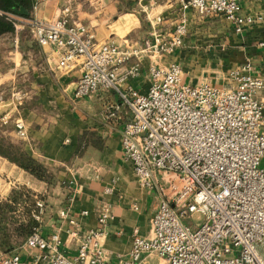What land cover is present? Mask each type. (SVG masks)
Masks as SVG:
<instances>
[{"label": "built area", "instance_id": "1", "mask_svg": "<svg viewBox=\"0 0 264 264\" xmlns=\"http://www.w3.org/2000/svg\"><path fill=\"white\" fill-rule=\"evenodd\" d=\"M42 1L35 0L28 16L9 18L18 32L29 25L41 47H54L61 73L81 71L76 98L94 96L101 89L121 98L131 112L122 131L124 156L140 185L162 196L150 234L142 236L134 229L132 249L121 264H140L146 256H157L165 264H264V100L257 97L264 79L254 76L251 61H246L231 71L230 87L186 83L182 66L165 61L184 46L189 9L204 17L224 16L236 33L263 17L244 16V0H181L182 12L173 29L160 28L162 18L157 16L142 42L122 45L97 41L75 18L70 4L55 18L36 15ZM145 58L150 60L151 84L142 93L129 82L142 74ZM13 96L22 103L27 92ZM118 113L108 116L117 123L122 117ZM10 119L8 114L0 117L2 123ZM14 130L23 140L29 136L22 118L15 120ZM35 205L33 216L40 221L45 202L36 198ZM194 214L203 215L204 222L185 223ZM61 215L67 216V211ZM113 218L105 205L96 229L71 230L70 235L79 238L72 257L61 249L58 234L45 237L40 226L23 247L40 250L42 264H105L104 240ZM76 223L70 219V224ZM20 262L19 253L0 256V264Z\"/></svg>", "mask_w": 264, "mask_h": 264}, {"label": "crops", "instance_id": "2", "mask_svg": "<svg viewBox=\"0 0 264 264\" xmlns=\"http://www.w3.org/2000/svg\"><path fill=\"white\" fill-rule=\"evenodd\" d=\"M142 1L137 0L134 9L126 11L124 6L121 7L122 1L108 0V3L118 4L117 9L125 12L118 15L116 11L109 16L102 14L97 17V12L88 11L83 4L86 1L43 0L36 15L55 18L61 14L64 6L70 4L75 18L95 33L97 41L134 44L140 42L132 39L133 33L136 29H143L138 11L145 9L138 7L144 6ZM149 5L150 9L145 6L149 9V19L160 16V28L165 31L174 28L182 12L181 0H150ZM242 6L244 16L261 15L263 19L247 24L242 33L234 32L233 26L225 19L238 37L241 64L251 61L252 74L264 79V0H244ZM186 15L188 35L191 31L203 29L200 27L211 25L214 17L222 16L214 15L209 19L195 9H189ZM185 46L186 39L184 46L176 53L166 56L165 61H176L181 65ZM39 48L41 52L38 58V54L31 51L26 54L17 48L13 50L14 61L10 69L16 75L17 70L27 66V70H32L33 78L29 79L27 76L25 79L29 80L30 89H25L27 96L22 103L11 102L9 112L8 109L1 110L0 117L3 111L11 116V134L17 139L21 138L14 130V122L18 118L25 120L29 133L28 138L23 140L25 149L55 171L56 182L46 184L15 164H10L24 177V181L18 184L35 185L41 189H35L37 192L33 196L35 201L36 198L43 197L45 202L39 221L41 234L45 237L58 234L62 240L61 249L70 257L76 254L79 241L78 237L70 235V231L77 229L80 233H86L96 229L98 217L104 206L109 205L114 218L108 223V235L104 240L107 252L105 264H121V260L128 258L132 249L134 229L138 228L142 236L150 234L152 218L162 199L157 189L140 185L131 161L124 156L122 131L131 112L113 90L101 89L94 96L76 98V84L81 71L76 69L68 74L61 73L54 47L39 45ZM149 61V58L143 59L142 74L129 82L142 93L148 87ZM186 79L184 77V81ZM188 81L197 84L190 79ZM257 97L264 100V89ZM116 111L122 116L117 123L108 116L110 112ZM86 130L97 132L103 139L102 147L90 145L79 155V137ZM108 188H112V192H108ZM10 189L11 187L0 190V197L8 195ZM64 210L67 211V216L61 215ZM85 210L89 212L87 215L82 213ZM71 218L77 225L70 224ZM18 253L21 256L20 264H42L38 249L23 247ZM140 264L165 262L157 256H146Z\"/></svg>", "mask_w": 264, "mask_h": 264}, {"label": "rangeland", "instance_id": "3", "mask_svg": "<svg viewBox=\"0 0 264 264\" xmlns=\"http://www.w3.org/2000/svg\"><path fill=\"white\" fill-rule=\"evenodd\" d=\"M61 1L64 2L65 0ZM78 1H86L83 4L87 7L88 11L97 12V17L102 14L109 16L116 11L118 15L125 12L122 9H117L118 4L108 3V0H77V2ZM118 1L123 2V0ZM149 1L150 0H143L141 3L144 5L143 7L138 5L141 9L145 8L144 10H138L139 8L137 9L139 11L140 19L142 20L143 29H136L132 35V39H134V41L142 42L143 39L147 37V32L152 29V23L156 20L155 17H152V19L148 18L150 9ZM101 2L104 4L101 5ZM122 2L121 7L124 6ZM145 6H148L149 9ZM227 24L228 21L225 17L217 16L213 18V23L211 25L200 27L203 29L198 31H191V33L186 37V46L182 52L184 54L180 60L185 78L188 80L190 79L195 83L206 81L213 86H231V71L241 65L242 58L238 53V37L233 32L232 28H229ZM24 28L28 29L31 33L29 25L25 24ZM24 28H22V30ZM13 50L11 49V45L8 43V40H6V37H1L0 111L8 109L9 112L11 102H13V104L18 103V99H16L13 94L19 90L25 91L24 88H19V83H24L27 76H29L32 72L31 69L27 70V66H23L22 69L16 71L15 75V73L10 69L11 66H13L11 65L12 61H14ZM40 52L41 51L36 52V55L38 54L36 58L39 57ZM25 73H27V75ZM187 79L185 82L189 83ZM150 84L149 80L148 87L144 93L148 91ZM4 114L5 112L3 111L2 115ZM8 124H10V121ZM261 166L264 168V158L262 159ZM17 178L20 180L16 181ZM20 181H24V177L20 175V171L15 166H12L10 162L0 157V190L8 187L13 188L15 186L25 187L31 194H35L37 192L35 189L41 190L35 185H26L22 183L18 184ZM40 198L43 199V197ZM191 222L201 224L204 222V216L194 214L193 218L185 220V223L187 224H191Z\"/></svg>", "mask_w": 264, "mask_h": 264}, {"label": "trees", "instance_id": "4", "mask_svg": "<svg viewBox=\"0 0 264 264\" xmlns=\"http://www.w3.org/2000/svg\"><path fill=\"white\" fill-rule=\"evenodd\" d=\"M137 0H123L126 11L133 10ZM35 0H0V38L5 36L11 49H19L26 54L40 51L39 44L28 29L17 31L9 14L28 16L34 8ZM32 73L29 79H32ZM19 88L30 89L29 80L19 83ZM13 124L0 121V157L15 164L20 169L46 184L56 182V173L45 163L35 158L25 149L23 139L12 136ZM103 139L92 130L84 131L79 137L77 154H82L88 146L102 147ZM31 194L25 187L15 186L8 195L0 197V256L14 255L23 248L40 222L33 213L38 211Z\"/></svg>", "mask_w": 264, "mask_h": 264}]
</instances>
